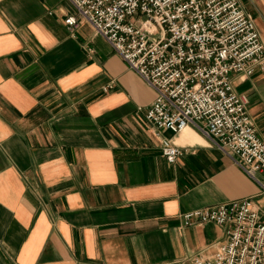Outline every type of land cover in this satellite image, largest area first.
<instances>
[{"label":"crops","instance_id":"obj_1","mask_svg":"<svg viewBox=\"0 0 264 264\" xmlns=\"http://www.w3.org/2000/svg\"><path fill=\"white\" fill-rule=\"evenodd\" d=\"M240 1L264 39V1ZM69 15L67 0H0V264L211 255L225 229L182 214L256 196L264 208L260 183L194 125L157 134L155 90L89 22L68 28ZM234 88L264 140V70ZM163 136L182 149L176 163Z\"/></svg>","mask_w":264,"mask_h":264},{"label":"built area","instance_id":"obj_2","mask_svg":"<svg viewBox=\"0 0 264 264\" xmlns=\"http://www.w3.org/2000/svg\"><path fill=\"white\" fill-rule=\"evenodd\" d=\"M67 1L77 11L65 19L68 28L89 22L155 90L146 118L157 134L177 135L194 125L260 183L264 195V140L248 96L234 88V76L264 70V39L242 1ZM161 140L162 154L176 163L182 149L166 136ZM257 197L182 214L185 226L213 222L225 229L211 255L197 254L188 264H264V208Z\"/></svg>","mask_w":264,"mask_h":264},{"label":"rangeland","instance_id":"obj_3","mask_svg":"<svg viewBox=\"0 0 264 264\" xmlns=\"http://www.w3.org/2000/svg\"><path fill=\"white\" fill-rule=\"evenodd\" d=\"M256 1V0H255ZM257 23V22H256ZM257 27H258V25H257ZM259 30V29H258Z\"/></svg>","mask_w":264,"mask_h":264},{"label":"bare ground","instance_id":"obj_4","mask_svg":"<svg viewBox=\"0 0 264 264\" xmlns=\"http://www.w3.org/2000/svg\"><path fill=\"white\" fill-rule=\"evenodd\" d=\"M185 129H186V128H185ZM185 129H184V130H185Z\"/></svg>","mask_w":264,"mask_h":264}]
</instances>
